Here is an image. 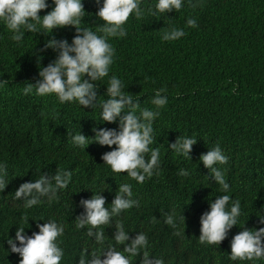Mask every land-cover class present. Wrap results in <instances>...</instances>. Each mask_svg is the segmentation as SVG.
<instances>
[{
  "label": "trees",
  "instance_id": "trees-1",
  "mask_svg": "<svg viewBox=\"0 0 264 264\" xmlns=\"http://www.w3.org/2000/svg\"><path fill=\"white\" fill-rule=\"evenodd\" d=\"M81 2L85 8L81 26L102 35L98 29L104 22L96 13L103 0ZM46 3L41 16L55 7L54 0ZM139 3L143 16L137 19L133 13L129 17L123 25L127 35L108 38L115 49L113 63L109 75L94 82L98 88L92 108L78 101L61 103L55 93L38 95L34 85L42 79L40 68L58 56L52 48L45 49L47 40L67 39L71 44L74 26L55 28L50 35L22 29L24 37L17 42L0 19V165L6 167L9 182L0 190V264H19L20 255L11 252L8 244L11 237L19 246L18 228L31 236L39 231L38 223L48 221L64 228L57 241L64 252L63 264H78L85 249L89 254L109 246L122 251L124 245L113 239L116 224L128 232L126 243L145 234L148 245L144 250L164 264H264V257L230 258L237 233L264 227V0H182L179 12L168 13L155 11L158 0ZM189 18L198 27H188ZM173 28L183 29L186 35L163 40L164 32ZM112 76L133 95L138 107L132 110L138 116L144 109L159 113L152 122L154 142L150 145L159 149V167L143 183L126 172H113L102 155L116 145L102 146L94 140V129L120 130L119 119L114 123L102 120L101 105L109 98L106 92ZM29 84H33L32 91L25 94L23 89ZM161 88L166 89L161 95L167 103L158 108L152 100ZM80 132L88 146L74 143L73 137ZM177 138L196 139L191 158L170 148ZM217 145L228 157L226 164L214 165L223 172L227 191L200 160ZM181 170L187 175H180ZM57 171H71L72 176L68 187L58 189L51 202L41 197L28 208L24 199L15 198L22 183L35 182L42 174L51 178ZM123 184L131 186V199L138 206L93 230L104 231L100 245L94 235H87L88 226L76 227L77 217L85 213L80 201L101 194L110 210ZM222 195L230 197L229 210L239 201L237 225L219 245L200 243V218L211 210L210 202ZM167 215L174 217L175 227L165 223ZM144 250L132 258V264H141Z\"/></svg>",
  "mask_w": 264,
  "mask_h": 264
},
{
  "label": "clouds",
  "instance_id": "clouds-1",
  "mask_svg": "<svg viewBox=\"0 0 264 264\" xmlns=\"http://www.w3.org/2000/svg\"><path fill=\"white\" fill-rule=\"evenodd\" d=\"M99 2V0H97ZM55 7L46 15L41 16V10L46 9V0H0V19L6 22L7 28L14 33V41H22L25 32L41 33L50 35L52 30L58 27L74 26L76 35L72 43L67 39L57 40L55 37L47 40L45 49L52 48L58 52L57 58L46 67H41L39 76L34 85L38 95L55 93L60 102L78 101L83 107H94L97 101L98 85L94 82L102 80L109 75L110 65L113 63L115 49L108 42L109 37H124L127 35L123 25L129 17L135 13L137 19L143 16L139 0H103L102 7L96 15L104 22L98 31L102 35L81 26L85 17V8L81 0H54ZM183 7L182 0H158L155 11L168 13L173 10L179 12ZM195 7V5H193ZM155 15V12H153ZM188 27H198L193 18L187 20ZM39 25V27H38ZM186 35L183 29L173 28L165 31L162 39L173 41ZM43 51V50H42ZM74 53V55H73ZM33 84L26 86L25 94L32 91ZM166 89H159L152 100L158 108L167 103V98L161 95ZM107 95L102 107V120L114 123L119 119V128L94 129V140L100 145L116 147L102 155L105 163L110 165L115 173H127L128 176L139 183H143L146 177L153 175V170L159 167V149H152L154 142L152 122L158 112L144 109L138 116L132 109L138 107L134 103L133 95L124 91L121 80L115 76L110 78L107 86ZM127 109V111H126ZM74 143L84 147L90 143L87 137L78 133L73 137ZM196 143L195 138L178 139L170 144V148L189 158L192 146ZM150 153V158L146 155ZM204 166L211 169L212 177L227 191L229 184L221 170L214 167L216 164H226L228 157L225 156L217 145L200 157ZM180 175H187L181 170ZM7 169L0 165V190H5L9 183L6 179ZM71 171H57L49 178L42 174L35 182L22 183L15 191L16 199H24L25 207H32L40 202L41 197H47L49 202L56 198L58 189H66L71 180ZM54 181V183H53ZM133 193L129 184L119 186L111 205V209L105 207L106 198L94 195L89 199L80 201L85 213L78 216V229L88 226L87 235L95 236L98 244H104V231H93L102 225H110L112 218L118 216L123 210L138 206V201L131 199ZM230 202L228 195H222L210 202L211 210L205 212L201 218L200 243L219 245L228 235L229 230L237 225V218L241 215L240 203L237 200L230 210L227 207ZM186 220V217H182ZM264 223V219L261 221ZM167 225L175 227L172 215L165 219ZM38 232L31 236L25 234V228H18L15 240L10 237L8 244L11 252L18 253L21 257L19 264H63L61 260L64 252L58 246V238L64 233L62 225L55 221L38 223ZM116 232L113 239L116 244L124 245L122 251L114 246L100 247L88 253L87 249L81 251L78 264H132V258L140 255L141 250L147 248L148 240L145 234L139 233L129 241L128 232L122 224H116ZM103 257V259H101ZM264 257V227L252 231L244 228L237 233L231 241L232 260H258ZM71 260V259H70ZM141 264H164L162 259L152 258L144 250Z\"/></svg>",
  "mask_w": 264,
  "mask_h": 264
}]
</instances>
